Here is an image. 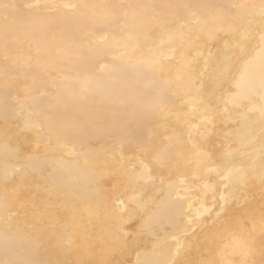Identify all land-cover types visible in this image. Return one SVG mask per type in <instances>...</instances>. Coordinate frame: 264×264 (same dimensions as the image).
<instances>
[{
	"label": "bare ground",
	"instance_id": "bare-ground-1",
	"mask_svg": "<svg viewBox=\"0 0 264 264\" xmlns=\"http://www.w3.org/2000/svg\"><path fill=\"white\" fill-rule=\"evenodd\" d=\"M260 3L0 0V261L264 264L258 175L231 220L206 214L214 196L202 191L181 201L173 228L148 230L156 206L174 202L184 187L190 130L207 129L206 139L233 151L260 149L264 41L259 18L249 23ZM190 21L199 23L176 34ZM237 40L246 56L233 65ZM184 47L191 56L176 51ZM157 50L162 68L181 62L179 76L155 70ZM218 60L231 66L229 85L202 76ZM137 138L160 156L138 148ZM173 154L178 167H161ZM141 161L154 182L145 184ZM209 179L217 182L209 174L201 186ZM101 189H111L107 206Z\"/></svg>",
	"mask_w": 264,
	"mask_h": 264
},
{
	"label": "snow or ice",
	"instance_id": "snow-or-ice-1",
	"mask_svg": "<svg viewBox=\"0 0 264 264\" xmlns=\"http://www.w3.org/2000/svg\"><path fill=\"white\" fill-rule=\"evenodd\" d=\"M11 7L13 6L9 4L3 5L5 10ZM250 7L256 8L257 6L251 5ZM256 17L259 18L261 40L264 41V0H261L258 11L253 16L249 17V23H256ZM197 23H199V21H190L186 24L180 25L179 33L176 34L182 35L185 30L193 28ZM173 42L174 41L171 39L168 40V43ZM236 49L233 58V65L244 60L246 56L245 49L239 40L236 42ZM158 51L159 50L153 54L151 61L155 66V70L169 77L173 74L179 76L183 67L181 62L177 61L170 68H162L160 64L161 57L158 55ZM176 51L191 56V53L187 51L186 47L176 49ZM163 59L167 61L170 57L165 56ZM190 63L194 64L195 59L193 58ZM202 76L218 79L225 85H229L232 81H235L231 66L223 64L219 60L211 71H209L208 65H205ZM192 79V72H189L186 77V82H191ZM258 83L259 87L264 90V64L260 67ZM240 86V83L237 81L236 87L239 88ZM220 100H223L222 96L220 97ZM209 103H212L211 95H209ZM262 110H264V108H262ZM224 111L226 112L227 109L225 108ZM203 113L204 120L208 123H213V118L207 115V107L203 108ZM262 124H264V121H262ZM206 134L207 129H205V133H197L195 136L192 135L190 130L187 140L190 155L183 157L181 161L183 167L180 184L184 185V187L177 191V196L174 202H163L156 206L153 213L152 223L148 226L150 233L153 229L167 231L173 228L178 223L183 213L185 205L181 201L191 194L199 196L202 191H211L214 196L211 206L206 207L204 212L208 215L215 213L218 219L223 217L225 220H231V213L235 204L239 203L241 200H244L245 203H247L251 182L257 175L260 181L261 200L264 202V131L261 132V146L258 153H241L239 151H233L231 146L226 148L223 142L217 145L215 141L206 139ZM171 142L172 141H169V143ZM137 147L145 150L152 149V145L144 144L139 138H137ZM160 154V149H152L150 153L151 156L157 157L160 156ZM160 166L169 169L177 168L176 154H173L170 160L165 156L164 159L160 161ZM140 167L148 173L147 177H145V184L154 182L151 175V169L148 165L141 161ZM209 174H215L217 182L213 183V181L209 179L207 184L202 187V182L206 176H209ZM129 179H131V177H129ZM143 186L145 185L137 184V187ZM179 191H183L185 197H181ZM100 195L104 198L105 206H107V201L112 198L111 189H101ZM114 202L123 204V201L120 200L119 197H116ZM108 210L112 213V209ZM262 218H264V209H262ZM187 224L188 228L191 229V234L194 235L197 230L193 227L194 222L188 220ZM184 232L185 235L189 234L188 229H184ZM173 238L175 239V234H173ZM0 264H41V262L35 259H26L0 261ZM50 264H54V262H50ZM111 264H125V262L122 260L112 261ZM171 264H199V262L191 259H184L179 261L174 260Z\"/></svg>",
	"mask_w": 264,
	"mask_h": 264
}]
</instances>
